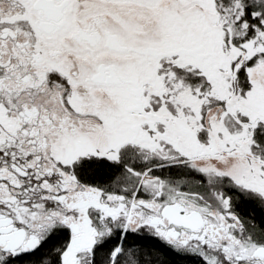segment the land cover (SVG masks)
Wrapping results in <instances>:
<instances>
[{
  "label": "snow or ice",
  "instance_id": "obj_1",
  "mask_svg": "<svg viewBox=\"0 0 264 264\" xmlns=\"http://www.w3.org/2000/svg\"><path fill=\"white\" fill-rule=\"evenodd\" d=\"M264 264V0H0V264Z\"/></svg>",
  "mask_w": 264,
  "mask_h": 264
},
{
  "label": "trees",
  "instance_id": "obj_2",
  "mask_svg": "<svg viewBox=\"0 0 264 264\" xmlns=\"http://www.w3.org/2000/svg\"><path fill=\"white\" fill-rule=\"evenodd\" d=\"M164 256L167 259L168 264H188V261L181 260L179 257L170 253L165 252Z\"/></svg>",
  "mask_w": 264,
  "mask_h": 264
}]
</instances>
